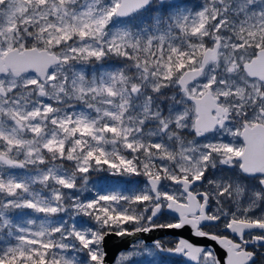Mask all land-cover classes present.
Here are the masks:
<instances>
[{"label": "snow or ice", "instance_id": "1", "mask_svg": "<svg viewBox=\"0 0 264 264\" xmlns=\"http://www.w3.org/2000/svg\"><path fill=\"white\" fill-rule=\"evenodd\" d=\"M197 7L0 0V264H264V0Z\"/></svg>", "mask_w": 264, "mask_h": 264}, {"label": "water", "instance_id": "2", "mask_svg": "<svg viewBox=\"0 0 264 264\" xmlns=\"http://www.w3.org/2000/svg\"><path fill=\"white\" fill-rule=\"evenodd\" d=\"M180 0H174V2H179ZM174 237V238H185L188 239L190 242H193L197 245H208V246H213L216 247L217 250L223 254V250L219 249L218 245H215L214 242L203 239V238H196L191 234V229L188 227H185L182 230H165L153 234L146 235L144 238L145 239H152L153 237L155 238H162V237ZM135 238L134 237H115V236H110L106 240V249L109 253L108 259L110 264H112L113 260L115 257H117L118 253L120 251H123L125 247L128 245L130 241H133Z\"/></svg>", "mask_w": 264, "mask_h": 264}, {"label": "rangeland", "instance_id": "3", "mask_svg": "<svg viewBox=\"0 0 264 264\" xmlns=\"http://www.w3.org/2000/svg\"><path fill=\"white\" fill-rule=\"evenodd\" d=\"M202 2H203V0H183L182 2H180V4L184 7H187L189 10L195 12V11L199 10V8L197 6L200 5ZM89 71H91V69H89ZM77 108L79 109L80 105H77ZM93 177H94V179L102 180V178L107 177V174L106 173H96V174H93ZM117 179H120V178H116V177L109 178L107 180H102V183H104L105 186H107V187H115V185L111 184V181L117 180ZM24 217H25V213H14L13 214V218L17 221H19L20 219H22ZM77 219L79 221L78 226L87 227L91 224V221H89L86 217H80ZM166 264H169V263L166 262Z\"/></svg>", "mask_w": 264, "mask_h": 264}, {"label": "flooded vegetation", "instance_id": "4", "mask_svg": "<svg viewBox=\"0 0 264 264\" xmlns=\"http://www.w3.org/2000/svg\"><path fill=\"white\" fill-rule=\"evenodd\" d=\"M164 240V242L165 243H171V242H175V241H178L177 239H175V238H164L163 239ZM166 260L165 261H172V260H176V259H178V258H172V257H167V258H165Z\"/></svg>", "mask_w": 264, "mask_h": 264}]
</instances>
